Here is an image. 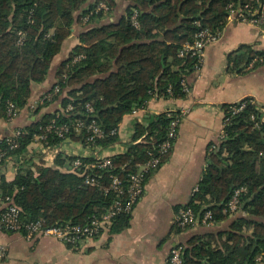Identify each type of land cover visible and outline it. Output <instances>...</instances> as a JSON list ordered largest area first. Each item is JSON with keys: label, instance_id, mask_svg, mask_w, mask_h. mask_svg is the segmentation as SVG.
I'll list each match as a JSON object with an SVG mask.
<instances>
[{"label": "trees", "instance_id": "16d2710c", "mask_svg": "<svg viewBox=\"0 0 264 264\" xmlns=\"http://www.w3.org/2000/svg\"><path fill=\"white\" fill-rule=\"evenodd\" d=\"M103 1L106 8H99ZM262 1L130 0L120 21L94 25L95 20L112 12L114 0H0V119L10 121L9 104L14 105L18 116L30 98L31 85L45 80L71 29L87 17L93 26L79 35V44L56 73V85L66 91L60 99L61 109H73L68 113L59 110L46 118L48 122L58 116L59 123L79 119L88 124L95 120L104 137L86 143L89 132L83 128L74 139L84 140L92 150L108 148L117 139L108 134L124 115L144 108L152 98H187L190 80L200 65L195 58L179 53L186 43L192 42L194 33L201 28L221 33L230 5L242 11L247 5L250 10L245 11L246 17H252L250 11L258 9ZM197 21L199 27L195 25ZM255 57L264 61V52L243 45L228 62V70L245 74ZM261 64L256 63L255 67ZM183 82L189 92L184 91ZM55 99L59 100L58 95ZM87 103L91 112L85 109ZM236 106L237 103L220 106L224 137L215 151L207 153L205 171L185 208L191 209L198 219L211 211L212 223L223 222L230 214V198L234 191L241 190L238 212L245 215L233 218L226 232L192 238L184 246V264H264V123L257 105H247L233 114ZM169 114L154 115L146 126H135L133 141L143 134L151 141L130 145L126 153L112 156L114 172H122L124 166L122 173H135L137 165L147 161L149 154L159 156V146L167 139ZM45 122L19 128L21 135L12 150L5 145L6 135L1 137L6 155L0 167L13 162L18 168L13 182L0 181V191L15 197L24 221L88 224L106 211L110 198L85 187L79 173L59 169L75 158L63 161L59 156L57 167L49 168L24 156L33 136L42 133ZM176 139L170 140L173 146ZM46 141L50 145L60 139L50 134ZM172 149L162 156L161 165ZM80 159L84 163L91 161ZM130 219V214L116 216L107 232L120 233L129 226Z\"/></svg>", "mask_w": 264, "mask_h": 264}, {"label": "crops", "instance_id": "0c3cea01", "mask_svg": "<svg viewBox=\"0 0 264 264\" xmlns=\"http://www.w3.org/2000/svg\"><path fill=\"white\" fill-rule=\"evenodd\" d=\"M114 1L112 12L100 21L95 20L94 25L122 19L131 2ZM87 19L84 17L82 24L73 26L71 35L53 58L45 80L31 85L30 98L25 107L19 110L18 116L9 122L0 119V137L31 123L46 121V126L52 120L47 122L46 116L62 111L60 99L66 91L54 92L56 73L72 49L79 44V35L93 26L92 23L88 24ZM243 45L264 52V23L259 28L234 19L228 20L221 31L220 40L205 50L200 73L190 80L191 92L187 98L150 99L144 108L123 116L116 127L115 143L100 150L102 156L124 154L133 141L136 125L146 126L150 117L160 113L187 110L170 156L148 177L144 193L133 208L126 229L116 234L105 232L77 250L52 237L28 240L20 233L0 230V243L6 247V258L0 264H167L169 252L175 245L186 246L194 237L204 239L228 231L232 219L244 216L243 212L231 213L223 222L194 224L182 231L178 230L174 219L178 211L185 208L202 178L209 146L224 130L220 106L237 103L245 98H253L264 105V64L255 67L254 63L248 69L245 68L247 72L242 75L228 70V62ZM46 93L51 94L50 100L41 103ZM57 95L59 100L55 99ZM39 136V132L33 136V142L24 155L36 165L56 168L59 156L65 161L76 157L89 159L96 153L86 145V141L74 139L80 136V132L47 146L38 140ZM59 169L68 172L70 163ZM16 171V165L7 162L0 167V181L13 182Z\"/></svg>", "mask_w": 264, "mask_h": 264}, {"label": "built area", "instance_id": "2783aa9c", "mask_svg": "<svg viewBox=\"0 0 264 264\" xmlns=\"http://www.w3.org/2000/svg\"><path fill=\"white\" fill-rule=\"evenodd\" d=\"M105 3V1L101 2L99 8H106ZM229 8L230 11L226 18L227 21L234 19L235 21L245 22L256 27H261L264 23V0L259 4L258 9L250 11L252 17H246L245 11L250 10L247 5L243 7V11L241 9L234 10L232 5H230ZM135 17L136 12L133 16L134 23ZM195 25L197 27L200 26L198 21L195 22ZM220 34L221 33H213L208 28L199 29L193 34L192 42L186 43L183 46L179 56L189 55V57L193 59L195 58L200 65V68L196 71V73H198L204 62L205 50L210 45L220 40ZM254 63L264 64V61L262 58L258 59L255 57L248 67H251ZM181 85L183 86L184 91L189 92V88L185 82ZM53 90L57 93L60 91V88L56 85ZM50 97V93L45 94L41 99V103L48 102ZM247 105H257L259 107L262 114L260 121L264 123V106L257 103L253 98H245L237 102V106L232 108V113L235 114L242 111ZM72 109L71 106H67L62 112L68 113ZM85 109L89 112L92 111L89 103L85 105ZM167 112L170 113L169 116L171 121L168 127L167 139L159 146V156L149 154L147 161L137 165L135 173H122L124 171V166H122V172H114V162L111 159L112 156L100 155V149L94 150L96 153L90 158L91 161L89 163H84L78 157L70 163L69 172L79 173V175L83 177V185L85 187L95 189L96 193L104 198H110V204L101 216L93 217L91 222L85 225L75 224L70 221H58L52 225H46L43 219L24 221L20 217V208L16 204L15 197L3 195L0 191V230L20 233L28 240L38 237H52L66 244L73 250L83 248L89 242L107 232L116 216L121 214H131L133 208L144 193L148 175L159 168L162 156L173 147V143L170 140L174 141L177 138L178 127L181 124V121L185 118L187 110L181 109ZM16 114L17 110L14 105L9 104L7 107V116L10 121L16 117ZM57 117L58 116H55V118L43 128L42 133L38 137V140L40 142L42 141L46 146L48 145L46 139L50 134L60 140H64L71 135L80 132L83 128H86L89 132V136L86 139L87 143H91L94 139L105 136L103 130L97 125L95 120H91L88 124L79 119L59 123ZM20 135V129L6 135L5 145L8 146L10 150L14 149L17 146V140H19ZM108 135L115 137L117 135V128L112 129ZM223 137L224 131L221 132L218 138L209 146L207 153L215 151ZM1 139L2 138L0 137V165L4 163L6 155ZM150 141L151 138H148L146 134H143L138 139L132 141L131 145L141 143L146 144ZM16 167L18 168L17 165ZM194 191H197V187L194 188L193 192ZM240 193L241 190L234 191L227 204L230 214L238 212ZM211 220V211H206L203 217L198 219L191 209L184 208L178 211L175 215L174 223L178 228L184 229L194 224L207 225ZM183 251V245L177 244L172 247L168 255L167 264H184L182 259ZM5 258L6 247L0 243V261ZM260 260L261 257H258L257 261L259 262Z\"/></svg>", "mask_w": 264, "mask_h": 264}, {"label": "rangeland", "instance_id": "374dc122", "mask_svg": "<svg viewBox=\"0 0 264 264\" xmlns=\"http://www.w3.org/2000/svg\"><path fill=\"white\" fill-rule=\"evenodd\" d=\"M262 26H263V25H262ZM262 26H261V27H262ZM261 27H259V28H261ZM198 73H200V71H199ZM263 106H264V105H263ZM180 125H181V124H180ZM180 125H179V126H180ZM178 131H179V127H178Z\"/></svg>", "mask_w": 264, "mask_h": 264}]
</instances>
